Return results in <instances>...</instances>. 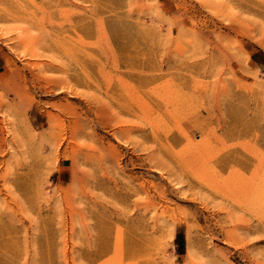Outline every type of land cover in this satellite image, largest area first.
<instances>
[{
	"label": "rangeland",
	"instance_id": "obj_1",
	"mask_svg": "<svg viewBox=\"0 0 264 264\" xmlns=\"http://www.w3.org/2000/svg\"><path fill=\"white\" fill-rule=\"evenodd\" d=\"M170 2L0 0V264H264V0Z\"/></svg>",
	"mask_w": 264,
	"mask_h": 264
},
{
	"label": "bare ground",
	"instance_id": "obj_2",
	"mask_svg": "<svg viewBox=\"0 0 264 264\" xmlns=\"http://www.w3.org/2000/svg\"><path fill=\"white\" fill-rule=\"evenodd\" d=\"M150 89H151V88H150ZM127 90H128V89H127ZM131 90H132V89H131ZM145 90H146V89H145ZM145 90H144V92H145ZM151 90H152V89H151ZM155 90H157V89H155ZM132 91H133V90H132ZM125 92H126V90H125ZM159 92H160V91H159ZM127 93H128V92H127ZM127 93H126V94H127ZM146 93H147V92H146ZM134 94H135V93H134ZM147 94L150 95L149 93H147ZM167 94H168V92L165 93V95H167ZM180 95H181V93H180ZM128 96H129V94H128ZM140 98H141V97H140ZM178 98H179V97H178ZM178 98H177V99H178ZM139 100H140V99H138V101H139ZM141 100H143V99H141ZM162 100H164V101H162V102L164 103L163 106H165L164 108L168 109V105H169V103H170V100H168V99L165 100V98H164V94H163ZM144 102H145V101H144ZM163 103H162V104H163ZM142 104H143V103H142ZM144 104H145V103H144ZM160 104H161V103H160ZM147 106H148V104H147ZM137 107H138V106H137ZM138 108H139V107H138ZM151 109H152V108H151ZM138 110H139V109H138ZM163 110H164V109H163ZM139 111H140V110H139ZM146 111L148 112V109H147ZM151 111H153V110H151ZM151 111H150V112H151ZM143 112H144V111H143ZM140 113H141V111H140ZM151 114H152V113H151ZM154 114H155V113H154ZM165 114H166V113H165ZM201 114H202V113H201ZM159 115H160V114H159ZM112 116H113V115H112ZM115 116H116V115H115ZM142 116H143V115H142ZM160 116H161V115H160ZM143 117H144V116H143ZM146 117H147V116H146ZM156 117H158V115H157ZM117 118H118V117H117ZM144 118H145V117H144ZM116 120H117V119H116ZM116 122H117V121H116ZM191 125H192V124H191ZM128 127H129V125H128ZM128 127H127V128H128ZM190 127H191V126H190ZM195 127H196V126H195ZM134 128H135V127H134ZM203 129H204V128H203ZM141 132H142V131H141ZM114 135H116V134L114 133ZM182 135H183L184 139H185L186 141L189 142L188 144L190 145V147H192V148L194 147V148H195V147L197 146L196 144H192V143H191V140L189 139V137H188L187 134H184V133H183ZM114 137H116V136H114ZM114 137H113V138H114ZM182 139H183V138H182ZM117 141H119V140H117ZM119 143H120V142H119ZM117 150H118V149H117ZM195 156H196V154H194V156L192 157L193 160H196V157H197V156H196V157H195ZM125 157H126V156H125ZM115 158H116L117 161H119V160L122 159V156H121V154L116 153V154H115ZM200 158H201V157H200ZM128 159H129V158H128ZM225 161H226V160H224V163H225ZM227 161H228V160H227ZM130 162L132 163V161H130ZM222 162H223V161H222ZM234 162H235V161H234ZM119 163H121V162H119ZM131 163H130V164H131ZM154 164H155V163H154ZM154 164H153V165H154ZM221 164H222V163H221ZM155 165H156V164H155ZM155 165H154V166H155ZM158 165H159V163H158ZM226 165L228 166V164H226ZM257 165H258V164H257ZM133 166H134V165H133ZM155 167H156V166H155ZM155 167H152V168H155ZM157 167H160V166H157ZM219 168H220V169H224L225 167L223 168V166H220ZM150 169H151V167H150ZM162 169H163V168H162ZM164 169H165V168H164ZM226 169H227V168H226ZM253 169H255V166H254ZM153 170H154V169H153ZM153 170H152V171H153ZM155 170H156V169H155ZM158 170H160V168H159ZM158 170H157V172H158V174H159L160 171H158ZM260 170H261V169H260ZM220 171H221V170H220ZM255 171H256V170H255ZM147 172H149V170H148ZM161 172L163 173V170H162ZM256 172H257V171H256ZM256 172H255V173H256ZM252 173L254 174V171H253ZM252 173H250V174H252ZM259 173H260V172H259ZM147 174H148V173H147ZM149 174H150V173H149ZM156 174H157V173H156ZM160 174H161V173H160ZM256 174H257V173H256ZM260 174H261V173H260ZM151 175H154V174L151 173ZM151 175H150V176H151ZM163 175H164V174H163ZM166 175H167V174H166ZM257 175H258V174H257ZM257 175H256V176H257ZM261 175H262V174H261ZM160 176H161V175H160ZM168 176H169V175H168ZM262 176H264V175H262ZM169 177H170V176H169ZM169 177H168V178H169ZM251 177H252V175H251ZM251 177H250V178H251ZM163 178H164V177H163ZM250 178L248 179L249 181H250ZM254 178H255V177H254ZM159 179H160V178H159ZM161 179H162V178H161ZM246 179H247V178H246ZM251 179H253V178H251ZM167 180H168V179H167ZM242 180H243V177H242ZM254 180H255V179H254ZM164 181H165V180H164ZM240 181H241V180H240ZM245 181H246V180H245ZM256 181H257V180H256ZM143 182H144V181H143ZM167 182H169V181H167ZM170 182H171V181H170ZM170 182H169V183H170ZM250 182H251V181H250ZM257 182H258V181H257ZM257 182H256V183H257ZM141 183H142V182H141ZM244 183H245V182H244ZM261 183H262V182H261ZM142 184H143V183H142ZM144 184H146V183H144ZM151 184H152V183H151ZM158 184H159V183H158ZM165 184H166V181H165L164 184H162V185H156V184L154 185V184H153V185H151V186L149 187V188H150V191L153 192L154 195H156V199H157V200H156V199H155V200L158 201V202H160V203H168V199H167V190H166ZM216 184L219 185V186H221L220 183L218 184V183L216 182ZM251 184H252V182H251ZM127 185L131 186L130 184H127ZM140 185H141V184H140ZM166 185H167V184H166ZM222 185H224V184H222ZM226 185H227V184H226ZM231 185H232V184H231ZM240 185H241V183H240ZM133 186H134V185H133ZM135 186H136V185H135ZM137 186H138V185H137ZM141 186H142V185H141ZM173 186H174V185H173ZM244 186H245V185H244ZM244 186H243V188H245L247 185H246L245 187H244ZM254 186H255V184H254ZM254 186H253V187H254ZM138 187H139V186H138ZM138 187H134V188H133V187H128V186L123 187V188H122V190H123V192H122V196H123L125 199H128V198L131 197L132 195L135 196V194H140V195L142 194V195L145 196V198H146L147 200L154 199V198H152V196H150V191H149V189L147 190V188H144L145 186H144V187H140L139 189H135V188H138ZM146 187H147V186H146ZM232 187H233V185H232ZM167 188H168V187H167ZM217 188H218V187H217ZM225 188H226V187H225ZM168 189H169V188H168ZM219 189H220V187H219ZM221 189H222V186H221ZM226 189H227V188H226ZM226 189H225V190H226ZM228 189H229V187H228ZM237 189H238V188H237ZM237 189H236V190H237ZM239 189H240V188H239ZM172 190H173V189H172ZM230 190H231V186H230ZM243 190H244V189H243ZM243 190H242V191H243ZM249 190H250V188H249ZM249 190H248V192H250ZM259 190H260V187H258V188L256 187V188L253 190V194H252L254 198L248 200V201H250L251 203H252V202H253V203L255 202V203L257 204L258 207L263 206V204H264V203L261 202V197H260V196H261L260 193H262V192H261L262 189H261L260 191H259ZM173 191H174V190H173ZM216 191H217V190H216ZM227 191H229V190H227ZM227 191H226V192H227ZM238 191H239V190H238ZM168 192H169V190H168ZM240 192H241V190H240ZM228 193L230 194V191H229ZM238 193H239V192H238ZM169 194H170V193H168V195H169ZM172 194H173V193H172ZM241 194H242V193H241ZM243 194H244V193H243ZM243 194H242V195H243ZM232 195H234V194H232ZM239 195H240V194H239ZM247 195H248V194H247ZM240 196H241V195H240ZM154 197H155V196H154ZM238 197H239V196H238ZM243 197H244V196H243ZM192 198H194V197H192ZM195 198H196V197H195ZM195 198H194V199H195ZM239 198H240V197H239ZM194 199H193V200H194ZM244 199H245V198H244ZM155 200H154V202H155ZM184 201H185V199H184ZM240 201H241V200H240ZM241 202H242V201H241ZM253 205H254V204H253ZM206 206H207V205H206ZM206 206H205V207H206ZM164 209H165V208H164ZM206 209H207V208H206ZM259 209H260V208H259ZM163 211H164V210H163ZM263 214H264V213H263ZM0 235H1V234H0ZM104 253H105V248L100 249V250L98 251L97 254H98L99 256H101V255H103ZM263 260H264V259H263ZM256 264H257V263H256Z\"/></svg>",
	"mask_w": 264,
	"mask_h": 264
},
{
	"label": "crops",
	"instance_id": "obj_3",
	"mask_svg": "<svg viewBox=\"0 0 264 264\" xmlns=\"http://www.w3.org/2000/svg\"><path fill=\"white\" fill-rule=\"evenodd\" d=\"M161 5V8L167 13H171L174 10V5L170 2V0H158ZM261 63H264V60H259Z\"/></svg>",
	"mask_w": 264,
	"mask_h": 264
}]
</instances>
